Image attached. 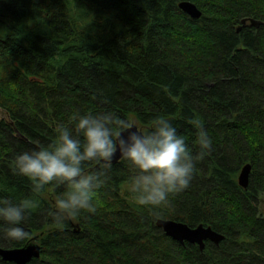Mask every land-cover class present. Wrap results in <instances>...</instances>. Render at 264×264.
Instances as JSON below:
<instances>
[{
	"label": "trees",
	"instance_id": "1",
	"mask_svg": "<svg viewBox=\"0 0 264 264\" xmlns=\"http://www.w3.org/2000/svg\"><path fill=\"white\" fill-rule=\"evenodd\" d=\"M0 109V196L30 204L29 238L0 248L39 245L29 264H264V0H0ZM102 111L139 126L164 116L193 153L186 120L199 117L213 148L159 218L136 203L120 161L96 192L95 214L54 223L49 212L66 189L34 192L13 160L50 143L74 113ZM248 164L245 190L238 177ZM159 220L225 240L181 244Z\"/></svg>",
	"mask_w": 264,
	"mask_h": 264
},
{
	"label": "clouds",
	"instance_id": "2",
	"mask_svg": "<svg viewBox=\"0 0 264 264\" xmlns=\"http://www.w3.org/2000/svg\"><path fill=\"white\" fill-rule=\"evenodd\" d=\"M186 122L196 130L195 153L164 116L139 126L112 111L74 113L67 123L56 125L50 143L16 155L12 169L31 182L34 192L49 185L64 186L66 191L54 198L49 212L51 220L61 224L96 213V192L107 182L118 154L129 165V192L136 203L152 208L159 218V209L169 205L170 196L190 187L197 163L213 148L199 117ZM29 212L27 201L0 196V247L29 238L23 227ZM0 264H4L2 258Z\"/></svg>",
	"mask_w": 264,
	"mask_h": 264
},
{
	"label": "water",
	"instance_id": "3",
	"mask_svg": "<svg viewBox=\"0 0 264 264\" xmlns=\"http://www.w3.org/2000/svg\"><path fill=\"white\" fill-rule=\"evenodd\" d=\"M180 10L189 15L193 19H200L202 12L198 7L191 2H183L179 5ZM243 26L248 24L247 20L243 21ZM251 27H259L261 24L257 21L250 20ZM122 161L118 154L113 164H117ZM252 173V166L250 164L243 167L241 170L238 182L243 189H247L250 183V175ZM157 227L162 229L167 237L181 243H190L198 245L201 250L205 249L206 243L209 241L215 245H219L225 237L212 228H206L199 226L197 228H190L188 225L171 221V220H159ZM0 257L8 263L14 264H29L34 259L41 257V247L37 244H30L20 249H2L0 248Z\"/></svg>",
	"mask_w": 264,
	"mask_h": 264
},
{
	"label": "rangeland",
	"instance_id": "4",
	"mask_svg": "<svg viewBox=\"0 0 264 264\" xmlns=\"http://www.w3.org/2000/svg\"><path fill=\"white\" fill-rule=\"evenodd\" d=\"M5 117H6L5 112L2 109H0V119H3ZM261 209H262V214L264 215V197L261 200Z\"/></svg>",
	"mask_w": 264,
	"mask_h": 264
}]
</instances>
